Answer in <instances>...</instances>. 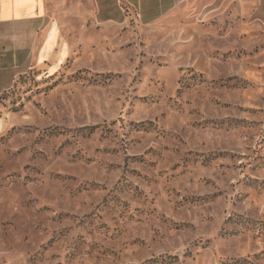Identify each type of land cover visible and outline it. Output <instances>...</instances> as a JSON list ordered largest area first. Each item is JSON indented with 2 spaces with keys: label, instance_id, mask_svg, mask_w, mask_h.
<instances>
[{
  "label": "rangeland",
  "instance_id": "rangeland-1",
  "mask_svg": "<svg viewBox=\"0 0 264 264\" xmlns=\"http://www.w3.org/2000/svg\"><path fill=\"white\" fill-rule=\"evenodd\" d=\"M71 1L0 70V264H264V25Z\"/></svg>",
  "mask_w": 264,
  "mask_h": 264
},
{
  "label": "crops",
  "instance_id": "crops-1",
  "mask_svg": "<svg viewBox=\"0 0 264 264\" xmlns=\"http://www.w3.org/2000/svg\"><path fill=\"white\" fill-rule=\"evenodd\" d=\"M216 0H92L97 15L113 13L122 4L133 9L144 24H155L169 14L184 7H194L197 11L213 4ZM231 6H238L240 13L247 18H254L255 23L264 25V0H227ZM71 0H0V36L10 48L0 51V70H8L13 74L14 60L21 57L22 65L28 62L23 57L25 46L29 47V55L36 56L34 47L39 43V32L47 29L45 39L52 32V16L56 8L61 11L70 10ZM63 8V10H62ZM38 42V43H37ZM4 44V43H3ZM3 46V45H2ZM16 58L11 56V51ZM12 51V52H13ZM40 51L38 52V54ZM37 54V55H38ZM18 57V59H19ZM28 57V56H27ZM38 60V57H37ZM9 61V65L6 64ZM18 61V60H17ZM11 85V80L0 88V92Z\"/></svg>",
  "mask_w": 264,
  "mask_h": 264
}]
</instances>
